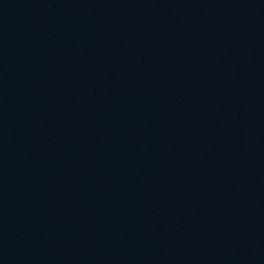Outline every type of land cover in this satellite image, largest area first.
<instances>
[{
	"label": "water",
	"instance_id": "obj_1",
	"mask_svg": "<svg viewBox=\"0 0 264 264\" xmlns=\"http://www.w3.org/2000/svg\"><path fill=\"white\" fill-rule=\"evenodd\" d=\"M0 264H264V0H0Z\"/></svg>",
	"mask_w": 264,
	"mask_h": 264
}]
</instances>
